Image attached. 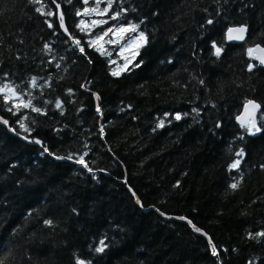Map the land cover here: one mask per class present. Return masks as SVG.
Segmentation results:
<instances>
[{
	"label": "trees",
	"instance_id": "obj_1",
	"mask_svg": "<svg viewBox=\"0 0 264 264\" xmlns=\"http://www.w3.org/2000/svg\"><path fill=\"white\" fill-rule=\"evenodd\" d=\"M90 2L0 0V260L264 264V65L248 56L264 0H112L94 27ZM119 23L146 43L112 75L116 45L93 41ZM248 100L252 135L235 120Z\"/></svg>",
	"mask_w": 264,
	"mask_h": 264
},
{
	"label": "snow or ice",
	"instance_id": "obj_2",
	"mask_svg": "<svg viewBox=\"0 0 264 264\" xmlns=\"http://www.w3.org/2000/svg\"><path fill=\"white\" fill-rule=\"evenodd\" d=\"M33 2H39V0H33ZM99 2V0H98ZM85 3H87V0H85ZM107 3L109 5V7H111V4H112V0H107ZM57 7H59V5H57ZM96 9H92V11H95ZM37 11H40V9H37ZM88 10H86L85 14L87 13ZM105 12L108 11L107 8L104 9ZM79 14V12H78ZM48 15H52L51 12L48 13ZM119 16V13H117L116 15H114L112 18L113 19H116L117 17ZM83 23V21L81 22ZM95 23V22H94ZM103 23V22H101ZM209 24L212 23L211 20L208 21ZM53 25L52 24H49V27H52ZM60 26L61 27H64V20H63V16L60 17ZM137 28H138V25H135V24H129L127 27L121 25L119 26L118 28H116L115 30H113L112 28H109L104 34L103 36H107L109 33H113V35L116 37V39L114 40H110L109 43H119L121 40H123L126 36L127 33L129 32H133L135 33L137 31ZM246 32V27L241 25L240 27L238 28H229L228 29V39L229 40H232V39H239V40H243L244 39V33ZM233 33H236L237 35H233ZM103 36H98L96 38V41H93V43H97L98 41L102 40L103 39ZM144 43H146V37H145V34L144 32H140L138 37H134L132 39H130L128 41V44L122 48V51L123 50H126L127 48H131V47H135V49L138 51L139 48L143 47ZM76 44L79 45V41H76ZM47 47V46H46ZM213 47L215 48V54L217 56L220 55V52H221V49L219 47H216L215 44H213ZM81 52L84 51L83 48L80 49ZM261 51V52H264V48H260L258 45L256 48H249L248 49V54L251 56L255 51ZM137 53L134 52L133 53V56H135ZM256 59L259 60V63L261 65H264V56H260V57H255ZM131 61H128L127 63H130ZM112 63H115V61H112ZM127 63L125 64L124 68L126 69L127 68ZM138 66V65H136ZM254 67V65H249V70H251L252 68ZM123 70V69H121ZM112 75H119V71H116L114 70L112 72ZM33 83H35V80H33ZM7 87V86H5ZM0 91H3L2 88H0ZM97 99H99L97 97ZM5 100L7 101V97L5 98ZM28 105H24V107H27ZM57 107H60V102L57 101ZM261 108V105L260 104H257L255 103L254 101L252 100H248L245 105H244V114L242 115H239L236 117V119L240 122L241 124V127H245L248 131V133L250 135L252 134H255L257 132H260L261 131V127H257V124H256V120H255V113L257 110H259ZM33 111H36V112H39L40 109L39 108H33ZM97 111H100L99 107L97 108ZM176 119H180V116L177 115L176 116ZM260 119L261 120H264V113L261 114L260 116ZM5 123H7L5 121ZM159 127H162L163 126V121L161 120L160 121V124L158 125ZM21 127L23 128L24 125L23 123H21ZM28 129L25 128V131H27ZM37 143H39V141H37ZM47 151V149H45ZM238 156H243V151L237 153ZM58 159L60 157H57ZM240 164V161L239 160H236L232 165L231 167L232 168H237ZM262 167H264V165H262ZM237 183H233L231 185V187L233 189H235L237 187ZM183 219V218H182ZM45 223H51L50 221H45ZM196 231H200V229L196 228L195 229ZM251 235V234H250ZM256 235L258 236H264V233H257ZM101 244H103V241H101ZM96 251L97 252H101L103 251V247H97L96 248ZM212 251H213V254L215 255L216 254V249L215 247L213 246L212 248ZM0 264H3V261L0 260ZM77 264H84V261H80L78 260L77 261Z\"/></svg>",
	"mask_w": 264,
	"mask_h": 264
},
{
	"label": "rangeland",
	"instance_id": "obj_3",
	"mask_svg": "<svg viewBox=\"0 0 264 264\" xmlns=\"http://www.w3.org/2000/svg\"><path fill=\"white\" fill-rule=\"evenodd\" d=\"M90 5L87 6L83 11H82V15H83V19L86 23L89 24L90 27H94L95 25H101L104 23L105 20H109L110 17H107L106 14L109 12V5L107 3V0H90ZM102 3V5H101ZM100 7V8H99ZM107 8L108 11L105 12L104 9ZM92 9H96L95 11H92ZM87 11V13L85 14V12ZM110 16H112L110 14ZM95 22V23H94ZM103 22V23H101ZM125 26L127 27L129 24L126 23H119V24H115L113 26H109L108 28L105 29L104 33L109 29L112 28L113 30H115L116 28H118L119 26ZM142 32L137 28V31L135 33L133 32H129L126 34L125 38L123 40H121L119 43H109L110 40H114L116 39V37L113 35V33H109L107 36H103L104 33L100 34L99 36H103V39L98 41L96 43V46L99 47V49H101L102 51H105L106 53L110 52L112 47H114V45H116V52H117V56L116 58H112L110 60V62L112 63V61H115V63H112L113 66V71H119V73L121 71H123L125 68V64L128 61H131L130 63H127V67L132 63L133 59L135 56H133L134 52H138L135 47H131V48H127L126 50L122 51V48H124L127 44L128 41L134 37H138L139 33ZM98 37V36H97ZM96 37V38H97ZM95 38V41H96ZM106 45L110 46V51L109 49L106 47ZM123 69V70H121Z\"/></svg>",
	"mask_w": 264,
	"mask_h": 264
},
{
	"label": "water",
	"instance_id": "obj_4",
	"mask_svg": "<svg viewBox=\"0 0 264 264\" xmlns=\"http://www.w3.org/2000/svg\"><path fill=\"white\" fill-rule=\"evenodd\" d=\"M57 13H58L59 16L61 15V12H60L59 9L57 10ZM241 25H243V26L246 27V25H244V24H237V25H231V26H228V27L226 28V30H225V41H226L227 43L239 44L240 42H242V41L245 40V38H246V34H247V27H246V32L244 33V39H243V40H239V39H232V40H229V39H228V29H229V28H238V27H240ZM62 28H63L64 32H65L66 34H68V32H67V30H66V28H65V25H64V27H62ZM233 35L235 36V35H237V34H236V33H233ZM257 45H258L260 48H264L263 45H260V44H258V43L252 45L250 48H256ZM248 56H249L251 59L255 60L257 63H259V60L256 59L255 57L264 56V52H261V51L257 50V51H255L251 56H250L249 54H248ZM259 64H260V63H259ZM252 101H254V100H252ZM246 102H247V101H246ZM246 102H245V103H246ZM254 102L257 103L256 101H254ZM245 103H244L243 106L241 107V110H240V112L237 114V116L244 114V105H245ZM257 104H258V103H257ZM258 111H259V110H257L256 113H255V119H256V116H257ZM237 116H236V117H237ZM236 117H235L236 122L241 126L240 122L236 119ZM0 123H1L2 125H6V123H5V121H4L3 119H0ZM20 137H21L22 139L26 140L27 142H29V140H28V139H25L22 135H20ZM123 182H124V181H123ZM124 183H125V182H124ZM129 190H130V189H129ZM130 191H131V190H130ZM131 193H132V195L135 197V194H134L132 191H131ZM134 201L136 202V204L138 205V207H140V203H139V201H138V199H137L136 197L134 198ZM160 215H161L165 220H168V219H175V220H178V221L185 222L187 225H189V226L191 227V229H192L194 232H196L197 234H199L200 236H202V237H204V238H208L207 235L204 234V233L202 232V230H200V231H196L195 229L198 228V227L192 225V223H191L188 219H185V218L182 219V217H172V216L165 215V214H161V213H160ZM198 229H199V228H198Z\"/></svg>",
	"mask_w": 264,
	"mask_h": 264
},
{
	"label": "bare ground",
	"instance_id": "obj_5",
	"mask_svg": "<svg viewBox=\"0 0 264 264\" xmlns=\"http://www.w3.org/2000/svg\"><path fill=\"white\" fill-rule=\"evenodd\" d=\"M248 33V32H247ZM257 102V101H256ZM258 115V114H257ZM55 158V157H54ZM127 187V186H126ZM135 203V202H134Z\"/></svg>",
	"mask_w": 264,
	"mask_h": 264
}]
</instances>
